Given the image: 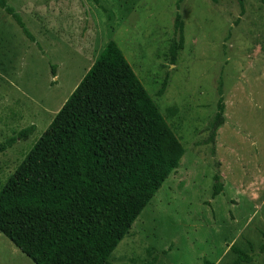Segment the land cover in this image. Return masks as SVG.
I'll use <instances>...</instances> for the list:
<instances>
[{
	"label": "rangeland",
	"instance_id": "rangeland-1",
	"mask_svg": "<svg viewBox=\"0 0 264 264\" xmlns=\"http://www.w3.org/2000/svg\"><path fill=\"white\" fill-rule=\"evenodd\" d=\"M0 188L112 40L183 149L108 264H231L234 246L264 264V13L259 0H3ZM177 8V9H176ZM183 46L166 52L175 13ZM54 68V76L51 75ZM163 79L162 95L157 91ZM223 123L209 125L218 100ZM221 192L211 198L213 177ZM0 264H33L0 233Z\"/></svg>",
	"mask_w": 264,
	"mask_h": 264
},
{
	"label": "trees",
	"instance_id": "trees-1",
	"mask_svg": "<svg viewBox=\"0 0 264 264\" xmlns=\"http://www.w3.org/2000/svg\"><path fill=\"white\" fill-rule=\"evenodd\" d=\"M236 2L241 15L243 0ZM259 2L264 13V0ZM0 8L34 42L3 0ZM182 30L176 12L166 52L171 65L183 46ZM165 86L163 79L158 96ZM216 109L210 143L223 123L220 99ZM33 131L30 125L0 142V153ZM182 155L178 139L109 40L0 188V233L33 264H108ZM213 181L211 198L222 187L216 176ZM230 251L231 264L252 261L234 246Z\"/></svg>",
	"mask_w": 264,
	"mask_h": 264
}]
</instances>
